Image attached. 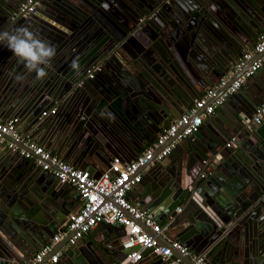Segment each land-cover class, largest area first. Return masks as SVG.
<instances>
[{
	"label": "water",
	"instance_id": "95a60500",
	"mask_svg": "<svg viewBox=\"0 0 264 264\" xmlns=\"http://www.w3.org/2000/svg\"><path fill=\"white\" fill-rule=\"evenodd\" d=\"M21 1L0 0V32L28 27L54 46L56 55L46 69L47 77L37 80L34 72H27L0 44V118L16 117L39 143H46V149L58 141L56 153L64 149L65 157H72L81 168L94 165L93 155L109 166L104 157L108 161L127 146L137 156L164 122L183 113L190 98L181 94L179 98L175 93L176 80L183 77L179 57L194 48H203L206 54H224L221 73L235 78L251 63L241 72L231 68L243 53L242 43L251 48L249 37L256 38L264 29V0H42L27 17L15 14ZM45 12L48 19L41 17ZM73 61L78 66L75 69ZM94 67L97 69L90 73ZM18 75L23 78L17 80ZM263 100L264 91L253 97L243 119L250 118ZM52 107L56 114H42ZM247 125L235 140L237 149H227L230 155L223 153L219 160L229 170L231 160L236 162L233 165L241 181L231 196L217 197L208 186L213 179L204 175L195 178L198 166L189 160L184 170L166 168L164 160L173 151L152 165L139 183L150 181V175L154 178L166 168L168 173L159 183L162 194L156 192L146 199L143 191L142 200L135 205L151 214L163 204L155 221L160 224L168 215L173 217L174 241L193 253H203L207 263L228 264L236 253L243 255V261L255 257L256 264H264V122ZM201 130L200 126L187 139L195 141ZM218 145V140L204 143L193 158L201 162L203 150L214 154ZM97 148L102 149L100 154ZM149 165L148 161L139 171L144 172ZM50 175L17 150L0 145V257H6L1 264H21L15 254L19 250L14 242L16 218L35 230L40 248L63 225L68 212L48 184ZM168 196L170 204L165 202ZM181 203L185 210L177 214L175 208ZM56 206L60 213L56 214ZM109 226L101 223L97 228ZM72 233L49 252L48 256L62 250L56 264H113L114 258L104 253L113 252L107 249L88 243L68 246ZM163 241L173 256L185 264H195L168 239ZM132 250H122V258ZM147 252L144 250V258ZM150 256V261L128 264H168L158 254Z\"/></svg>",
	"mask_w": 264,
	"mask_h": 264
},
{
	"label": "built area",
	"instance_id": "2783aa9c",
	"mask_svg": "<svg viewBox=\"0 0 264 264\" xmlns=\"http://www.w3.org/2000/svg\"><path fill=\"white\" fill-rule=\"evenodd\" d=\"M41 1L22 0L15 14L27 17L36 11ZM249 61H251L249 66L242 70ZM263 67L264 35L260 36L257 42L244 51L235 62L234 72L242 70L237 77L233 78L231 74L221 76L213 85L206 88L182 114L172 119L158 133L155 140L133 160L122 162L119 157H114L98 177L93 176L88 170L80 169L64 161L33 141L27 134L21 133L16 127L18 120L16 117L0 118L1 147L17 150L21 156L31 159L35 165L50 172L60 185L72 186L81 199L80 207L68 214L58 233L30 259L21 264H56L62 250H57L49 256L48 254L61 238L73 231L67 245H74L101 223L120 226L123 230L120 237L122 250L133 248L118 264L135 263L142 260L146 249H148V254H158L168 264H185L179 257L173 256L171 248L162 245L155 236L166 238L165 235L173 218L164 224L157 223L144 210L136 208L127 198V193L140 182L142 175L139 169L142 166L148 161L150 164H155L168 156L182 140L196 132L202 121L214 114L245 80ZM95 69L97 67L91 69L90 73ZM55 111L56 108L52 107L42 114H52ZM263 119L264 104H261L256 108L251 119L244 120L260 124ZM4 135L10 137L11 140H7ZM234 141L235 137H232L226 146H230ZM180 211L181 207H177L176 212ZM169 241L180 254L189 255L195 264H209L203 255L191 253L178 241L171 239Z\"/></svg>",
	"mask_w": 264,
	"mask_h": 264
},
{
	"label": "crops",
	"instance_id": "0c3cea01",
	"mask_svg": "<svg viewBox=\"0 0 264 264\" xmlns=\"http://www.w3.org/2000/svg\"><path fill=\"white\" fill-rule=\"evenodd\" d=\"M46 14L48 15L49 13L45 12V14H42L41 17L48 19ZM262 35H264V29H262L258 33V36L256 38L249 37V42L252 44V46L257 42L259 37ZM242 48H243V52L250 49L246 47V45L243 43H242ZM191 50L188 51L184 55L183 58L179 57L178 65L180 66L182 70L183 77L180 79L181 81L176 80L178 91H176L175 93L178 95V97L180 98V94H181V95H184L190 98V104L185 106V108H183L184 111L193 104L194 100L198 96H200L206 88L213 85L221 76L229 74L225 72H223V74L221 73V71H223L222 68L225 66L224 59L226 55L224 54L214 55L215 53L206 54L203 48H194ZM238 58L236 59V61L238 60ZM231 68H233V65H231ZM263 91H264V67L256 71L251 77L245 80L241 84L240 90L231 94L226 99L224 104L214 112V114L210 115V117L208 116L209 118L206 117L202 121V124H201L202 130L200 132L201 134L197 139H195V141L185 138L172 150L173 151L172 154L170 153L171 156H168L164 160L166 168L177 170L180 167V170H184V165L189 160L192 163L191 165H194V167L198 166V169L195 172V174L197 173L195 178H199L201 177V175L202 176L204 175V177H207V180H210L211 178L214 180V181L212 180V182L208 184V186L211 190H213V193L217 197L225 199L226 197L231 196L234 188L236 187L237 182L241 181V178L236 173V167L233 165V163L236 164V162L231 160L232 162V164L230 165L231 170H229L228 168H225V166H222L219 160L222 157L223 153L226 155H230L228 154L229 152L227 151V149H231V150L237 149V141H234V143H232L230 146H226V144L230 142L232 137H235L236 138L235 140H237L238 134H240L242 130L247 128L248 122H245V120L243 119L244 118L243 111L244 109L248 108V104H249L248 102H250L253 97H256L259 94H261ZM261 104H264V100L262 101ZM254 113L255 112L252 111L249 119L252 118ZM171 120L172 119H168V121L164 122L161 125L160 131ZM263 122H264V119L261 122V124ZM95 125L96 124H94V126ZM16 127L21 133L27 134L36 143L42 146H45L46 143H39L34 138L35 136L31 135V130L28 129V127H25V125L21 124L18 120L16 122ZM160 131H158V133ZM158 133H156V135L153 137V139L150 142L144 143L141 151H143L148 145H150L155 140ZM215 140L220 141V145H218L216 153L213 154V153H209L203 150L204 152H202L203 158H201V162H199L197 158H193L194 153H196L197 151H201V149H203L202 147H204L203 146L204 143L213 142ZM190 141L194 143L193 146L190 145ZM59 147L60 145H59V142L57 141V142H54L52 144L51 149H48V150L51 151L56 156L63 159L64 161L74 165L75 167L90 171L93 174V176L98 175L100 172H102L104 169L108 167L104 165L103 162L99 158L93 155L92 159L94 160V165H91V167L89 168H81L74 164V159L72 157H65L64 149L59 154H57L56 152L59 149ZM120 149L123 150V153H120V154L117 153L118 155L116 156L111 155L110 157H108V161L106 159L107 157H104V160L109 164L114 157H119L122 162H128L130 160H133L136 157L135 151L131 150L132 153H130L131 151H129L128 146L124 149L122 148ZM96 150L100 154L102 149L97 148ZM152 165L154 164H150L144 170V172L141 173V175L143 176V174H145V172ZM166 168H164L161 171V173L154 174V178L151 177L150 175V181L147 180L144 182V184H139L142 181V177H141L140 182L136 184L127 193V198L136 208L138 207L135 204L140 203V201L142 200L143 191H144V196L146 197V199L150 197V195L156 192H158L157 193L158 195L162 194V188L160 187L159 183H161V181L164 180V178L166 177L165 173H168ZM49 177L52 179L50 180V183H48V184H51L50 188H52L55 191L56 198L62 199L63 205H65L66 210L68 212L64 214L65 221H66L68 214L76 211L80 207L81 205L80 196L75 191V189L69 184L63 188L62 187L63 185H60L52 174ZM47 181L49 180L47 179ZM148 193H151V194H148ZM205 194L209 195L208 193H205ZM170 201H171V198L170 196H168L165 202L166 204H170ZM159 206L160 205L155 207L152 213L149 214L154 220L158 218L156 214V212H158L159 210L158 208H160L161 206L164 207L163 204H161L160 207ZM57 207L58 206L54 207L55 210H57L56 214L60 213V210ZM179 207H181L180 212H176L177 207L175 208V211H174L177 214L183 213V211L185 210L184 204L181 203ZM19 209L20 211L24 210L22 205L19 206ZM138 209H141V208H138ZM171 218L173 217L168 215L165 218V220L160 224H164L168 222V220H170ZM16 219L19 221V223H16L17 225H15L16 234L14 235V238H15L14 242H16V245L18 246L19 250H16L15 254L17 258L19 259V262L23 263L24 261L30 259L33 256V254L41 248H40V245H37L39 237H37L36 234L34 233L35 230H32L31 228L26 227V225L22 223L21 219H18V218ZM61 227L62 226H60L59 228ZM109 227L110 229L108 227L104 229H99L96 226L90 232H88L85 236H83L80 240H78L74 245H71V246H74V247L81 246L82 247L85 245V243H88L92 247L96 245L98 246V248L107 249L108 251H111L113 253L111 255V254L104 252L105 255L108 258H111V259L114 258L113 263L118 264L123 259L122 258V255H123L122 248L121 246L117 245L118 244L117 242L120 243V237L123 234V230L118 225H110ZM20 231L22 235H20L19 233ZM175 233H176V230L170 227L165 237L168 240L169 239L175 240ZM24 235L26 236V238ZM156 237L158 241L164 245L165 243L163 241L164 238L158 237V236ZM29 243H32L34 246L38 247L39 249L35 250L34 247L33 248L30 247ZM27 250L29 251V253ZM194 254H198V253H194ZM199 254L203 255V253H199ZM150 257H151L150 254L147 253L146 258L143 257V259H146L145 262H147V261H150L151 259ZM243 258H244L243 255L239 257L238 254L236 255L235 253V256L233 254L232 259L228 262V264H256L255 257L254 258L246 257L244 261H243ZM64 259L67 260V257H65ZM4 260H6V257L1 256L0 264L1 262L5 263ZM13 264H16V263H13ZM209 264H212V263H209Z\"/></svg>",
	"mask_w": 264,
	"mask_h": 264
},
{
	"label": "clouds",
	"instance_id": "9594fccd",
	"mask_svg": "<svg viewBox=\"0 0 264 264\" xmlns=\"http://www.w3.org/2000/svg\"><path fill=\"white\" fill-rule=\"evenodd\" d=\"M0 44H3L11 53L18 58L23 64L27 72L35 73L37 80H43L47 77V68L51 67V61L56 55L54 46L46 43L37 37L28 27H20L14 32H0ZM72 67L77 68V64L73 61ZM17 76L16 79H22Z\"/></svg>",
	"mask_w": 264,
	"mask_h": 264
}]
</instances>
